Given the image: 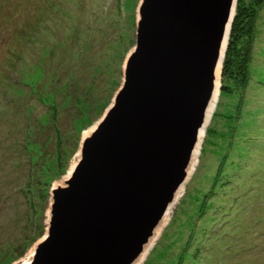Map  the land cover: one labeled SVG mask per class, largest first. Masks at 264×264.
Wrapping results in <instances>:
<instances>
[{
  "label": "rangeland",
  "instance_id": "374dc122",
  "mask_svg": "<svg viewBox=\"0 0 264 264\" xmlns=\"http://www.w3.org/2000/svg\"><path fill=\"white\" fill-rule=\"evenodd\" d=\"M139 2L0 0V264L44 236L52 186L122 83ZM254 15L249 84L219 92L194 171L142 264H264V2Z\"/></svg>",
  "mask_w": 264,
  "mask_h": 264
},
{
  "label": "water",
  "instance_id": "95a60500",
  "mask_svg": "<svg viewBox=\"0 0 264 264\" xmlns=\"http://www.w3.org/2000/svg\"><path fill=\"white\" fill-rule=\"evenodd\" d=\"M236 3L140 0L122 83L16 264H137L152 249L196 163Z\"/></svg>",
  "mask_w": 264,
  "mask_h": 264
},
{
  "label": "trees",
  "instance_id": "16d2710c",
  "mask_svg": "<svg viewBox=\"0 0 264 264\" xmlns=\"http://www.w3.org/2000/svg\"><path fill=\"white\" fill-rule=\"evenodd\" d=\"M264 0H237L235 16L231 25L228 45L225 52L222 71L220 94L232 93L234 89L245 90L250 81L251 46L244 42L249 38L246 29L253 24L254 11L263 4ZM252 26V25H251ZM224 166L221 164L218 171Z\"/></svg>",
  "mask_w": 264,
  "mask_h": 264
},
{
  "label": "bare ground",
  "instance_id": "6f19581e",
  "mask_svg": "<svg viewBox=\"0 0 264 264\" xmlns=\"http://www.w3.org/2000/svg\"><path fill=\"white\" fill-rule=\"evenodd\" d=\"M220 70H221V60H220V62L218 63V66H217V68H216V72H215V77H216V83H215V89H214V92H213V99H212V101H211V103L209 104V107H208V110H207V114H206V119H205V123H206V127H205V130H206V128H207V126H208V124H209V122H211L210 121V119H211V117H212V115H213V112H214V110H215V107H216V104H218V101H217V97H218V94H219V90H218V86H219V73H220ZM111 85H113V84H111ZM213 118V117H212ZM92 127V126H91ZM91 130V128L90 129H88V130H85L84 131V134H88V132ZM204 133H206L205 131H204ZM204 137V134L202 135V138ZM198 155H199V153H197L196 155H195V159H194V162H196L197 163V157H198ZM196 163L193 165V168L191 169V172L193 173V171H194V168H195V166H196ZM73 165V164H72ZM71 168V167H70ZM69 172V171H68ZM67 177V176H66ZM182 192H183V189L180 191V193H179V195L176 197V199H175V201L176 200H178L181 196H182ZM172 205V204H171ZM170 210L168 211V215H170V213H171V210L173 209V206H170V208H169ZM168 219H169V216H168V218H167V220H166V222H168ZM164 224H166V223H164ZM164 224L162 225V227L164 226ZM161 227V228H162ZM160 228V229H161ZM159 229V230H160ZM152 245H153V243H152ZM148 249V248H147ZM151 249V248H150ZM147 251V250H146ZM150 251V250H149ZM148 251V252H149ZM148 252L146 253V254H144L143 256H144V258L141 260V261H138L137 262V264H142V262L145 260V258H146V256H147V254H148Z\"/></svg>",
  "mask_w": 264,
  "mask_h": 264
}]
</instances>
